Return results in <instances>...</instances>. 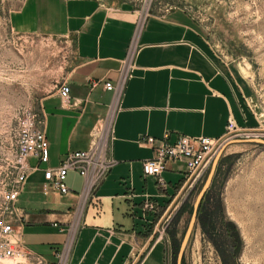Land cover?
Instances as JSON below:
<instances>
[{
	"label": "crops",
	"instance_id": "0c3cea01",
	"mask_svg": "<svg viewBox=\"0 0 264 264\" xmlns=\"http://www.w3.org/2000/svg\"><path fill=\"white\" fill-rule=\"evenodd\" d=\"M26 31L66 45L61 81L41 99L49 159L32 171L16 208V238L32 264H166L165 246L151 242L158 211L186 186L183 162L169 163L160 185L144 177L154 151L140 137L169 133L219 138L233 120L254 129L248 96L227 76L200 25L185 10L141 19L131 7L99 0H27ZM70 87L64 102L61 83ZM112 85L111 89L105 87ZM110 137L112 169L94 197L70 172L61 195L45 177L73 151L89 150L96 134ZM31 164H36L31 159ZM146 201L154 211L144 208Z\"/></svg>",
	"mask_w": 264,
	"mask_h": 264
},
{
	"label": "rangeland",
	"instance_id": "374dc122",
	"mask_svg": "<svg viewBox=\"0 0 264 264\" xmlns=\"http://www.w3.org/2000/svg\"><path fill=\"white\" fill-rule=\"evenodd\" d=\"M99 1L131 7L141 19L176 8L187 11L227 76L248 96L258 119L254 129L264 133V0ZM26 2L0 0V205L13 172L16 139L27 124L41 119V99L61 81L68 54L63 41L26 31L21 18ZM213 166L156 211L149 233L155 230L151 242L164 244L166 264H177ZM180 264H264L263 145L226 147L198 205Z\"/></svg>",
	"mask_w": 264,
	"mask_h": 264
},
{
	"label": "built area",
	"instance_id": "2783aa9c",
	"mask_svg": "<svg viewBox=\"0 0 264 264\" xmlns=\"http://www.w3.org/2000/svg\"><path fill=\"white\" fill-rule=\"evenodd\" d=\"M105 87L111 89L112 85L106 83ZM58 93L59 97L67 102L71 93L69 85L65 82L61 83ZM40 120L31 121L20 131L15 142L13 172L8 183L1 190L0 264H32L28 260L26 248L16 238V231L24 223L23 216L17 211L16 201L29 174L39 169L40 164L46 163L49 159V145L43 121ZM261 131L243 129L230 120L225 134L219 138L179 135L174 142H170L169 133L160 139L144 135L140 137L139 143L151 148L154 157L143 162V175L155 178L162 185V174L167 170L168 164L183 162L187 170L184 181L193 185L204 177L216 155L226 144L239 139L262 140L264 133ZM31 159H35L36 164H31ZM113 164L110 155V137L109 135L104 137L99 131L89 150L69 152L60 160L54 172L46 171L45 177L48 187L61 195H66L70 192L66 182L68 174L75 172L84 181V194L92 198L107 179ZM144 208L147 211L156 210L150 201L145 202Z\"/></svg>",
	"mask_w": 264,
	"mask_h": 264
},
{
	"label": "water",
	"instance_id": "95a60500",
	"mask_svg": "<svg viewBox=\"0 0 264 264\" xmlns=\"http://www.w3.org/2000/svg\"><path fill=\"white\" fill-rule=\"evenodd\" d=\"M232 143H255V144H258V145H263L264 146V140H247V141H240V140H234V141H231L230 143L226 144L219 152L218 154L216 155L213 163H214V166H213V169L211 170L209 176H208V179H207V182H206V185L204 187V189L202 190V192L200 193L198 199H197V202L195 204V207H194V210H193V213H192V217H191V221H190V226L188 228V231L185 235V238H184V241L182 243V246H181V249L178 253V256H177V264H180L181 263V259H182V255H183V249H184V245H185V242L186 240L188 239V236L190 234V231H191V228H192V225L194 223V220L196 218V213H197V209H198V205L200 203V200L201 198L203 197L204 193H205V190L206 188L208 187V184L210 183L211 179H212V176H213V173H214V167H215V164L217 163L218 159L220 158V156L222 155V153L224 152V150L226 149V147Z\"/></svg>",
	"mask_w": 264,
	"mask_h": 264
},
{
	"label": "bare ground",
	"instance_id": "6f19581e",
	"mask_svg": "<svg viewBox=\"0 0 264 264\" xmlns=\"http://www.w3.org/2000/svg\"><path fill=\"white\" fill-rule=\"evenodd\" d=\"M102 134V133H101ZM104 136V135H103Z\"/></svg>",
	"mask_w": 264,
	"mask_h": 264
}]
</instances>
